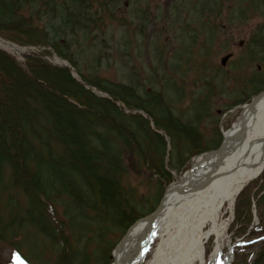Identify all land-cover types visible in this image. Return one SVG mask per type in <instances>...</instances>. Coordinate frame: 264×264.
Listing matches in <instances>:
<instances>
[{
	"label": "trees",
	"instance_id": "1",
	"mask_svg": "<svg viewBox=\"0 0 264 264\" xmlns=\"http://www.w3.org/2000/svg\"><path fill=\"white\" fill-rule=\"evenodd\" d=\"M127 4L0 0V37L39 48L23 63L0 50V244L10 245L27 264H108L119 240L114 234L121 237L155 209L173 180L170 171L220 143L218 129L209 137L201 123L216 118L211 104L223 88L222 78L200 71L202 83L178 114L175 104L185 92L167 76L178 73L172 63L159 77L150 69L156 78H140L133 66L126 81L99 73L126 59L130 48H140L146 11L137 8L125 19L120 15ZM222 6L218 0L192 6L177 27L180 42L195 44L201 31L202 42H211L217 28L212 18ZM235 13L230 10V20ZM114 22L122 28L118 37L107 30ZM248 49L260 68L241 82L239 98L264 87V29L252 34ZM52 52L108 97L97 96L68 68L43 58ZM151 120L169 137V150ZM229 232L241 237L232 264H264V168L237 194Z\"/></svg>",
	"mask_w": 264,
	"mask_h": 264
},
{
	"label": "rangeland",
	"instance_id": "2",
	"mask_svg": "<svg viewBox=\"0 0 264 264\" xmlns=\"http://www.w3.org/2000/svg\"><path fill=\"white\" fill-rule=\"evenodd\" d=\"M126 1H128V4L121 9L120 16L123 18H129L130 15L132 16L138 9L146 11L147 26L143 38L139 41L141 43L140 48H130V54L126 59H120V61L101 67L99 73L110 79H122L126 81V73L128 74L127 68L133 66L137 69L140 78H156V75L153 73L154 69L158 71L159 77L168 71L172 63L177 66L178 73L172 74V71H168L167 76L175 78L176 83L179 87L184 89L185 92L181 98L182 102L175 104V111L178 114L186 110L191 102V91L198 88L200 83H202L200 80L201 76H199L200 71L203 74L208 73L209 75L217 76V80L220 81V78L223 79V88H221V92L215 94L212 99L211 112L216 118L213 116L214 119H206L204 123H201V127L209 137H214V131H216V129H218L221 134V131L227 130L232 126L241 110V108L237 109V106L245 104L254 94L242 95V98H239L240 95L237 91L242 87L241 82L248 80L251 74L259 69L257 67L260 66L258 62L249 59L250 49H248V42L255 31L264 29V0H259L258 3L260 7L257 6L255 8L252 6L254 0H218L220 2L222 1L223 6L221 7L220 15H218L217 18H212L215 19L214 22L217 24L216 30L213 29L215 30V37H212V41L206 44L202 42L205 36L202 35V31L195 44L181 43L182 35L177 28L183 25L185 17H190L192 13L188 12H190L191 7L197 6L201 8V2L205 0ZM124 2L125 0H121V3ZM174 10L177 12L175 17L173 15ZM230 10L237 11V14H234L232 20L229 19V15H231ZM191 12H193V10ZM109 29H111L115 37H118L122 28L120 29L119 23L114 22L107 30ZM241 42L242 44L240 45ZM38 52L39 48L35 46H31L26 50V54H38ZM229 52L232 53V56L227 60L226 64L222 66L220 64V58ZM24 57L25 55L22 59H24ZM170 58H172V61H169ZM48 59H52V56H47V60ZM20 63H23V60L20 61ZM121 67L123 69L125 68L124 75L122 74ZM152 68H154L153 71H150ZM50 85H52L51 82ZM237 98L242 100L238 101L240 103L232 106ZM164 136L167 143L168 137L166 134ZM222 138L221 135L220 142ZM195 155L190 157L180 170L176 171L173 169L170 171L173 176L172 182L176 181L183 174V171L190 167L192 158ZM228 216L229 213L227 210L223 209L220 217L221 221L226 220ZM232 220L233 218L228 222L226 229L227 239H229L231 243L241 238H235L229 232ZM114 235L116 240L117 237L120 240L123 236L120 237L118 233ZM119 240L117 241L119 242ZM213 245L214 241L212 235V237L209 240L206 239L204 243L206 256L211 251ZM109 250L110 248L106 249L105 253L109 252ZM226 250L227 247L225 245L224 252H226ZM229 250H233L232 245ZM13 254L19 258L20 264H27L10 245L0 244V264H17L16 260L13 258ZM231 254L230 264L233 263L234 252L232 251ZM109 257L111 260L108 264L113 261L112 251Z\"/></svg>",
	"mask_w": 264,
	"mask_h": 264
},
{
	"label": "bare ground",
	"instance_id": "3",
	"mask_svg": "<svg viewBox=\"0 0 264 264\" xmlns=\"http://www.w3.org/2000/svg\"><path fill=\"white\" fill-rule=\"evenodd\" d=\"M0 48L18 59L26 53L1 39ZM223 145L219 151L192 158L189 171L172 182L158 218L144 219L129 230L114 254V264L228 263L226 229L235 198L264 168V93L243 105L232 126L224 130ZM223 209L229 216L221 221ZM212 235L214 245L206 256L204 243Z\"/></svg>",
	"mask_w": 264,
	"mask_h": 264
},
{
	"label": "water",
	"instance_id": "4",
	"mask_svg": "<svg viewBox=\"0 0 264 264\" xmlns=\"http://www.w3.org/2000/svg\"><path fill=\"white\" fill-rule=\"evenodd\" d=\"M1 40H3L2 38H0ZM3 41H5V40H3ZM13 45H16V44H14V43H12ZM242 44V42L240 43V45ZM16 46H18V45H16ZM18 47H20V46H18ZM21 48H25V49H27L28 47H21ZM0 49H2V48H0ZM2 50H4V49H2ZM5 51V50H4ZM7 52V51H6ZM232 56V53L230 52V53H226L225 55H223L221 58H220V63H221V65H225L226 64V62H227V60L230 58ZM52 60H49V62H51V63H53V64H59V65H62V66H65V67H67V68H70V69H72L71 68V66L68 64V62L66 61V60H62V59H60L58 56H56V55H53L52 56ZM71 74H72V76L74 77V78H76L78 81H79V78H78V76H77V74H76V72H74L73 70L71 71ZM85 87H87V88H89V89H91L96 95H98V96H101V97H108V95L106 94V93H103V92H101V91H98V90H96L94 87H91V86H89V85H86L85 83H83V82H81ZM264 93V89L261 91V92H259V93H257V94H255V95H253L251 98L252 99H257L259 96H261L262 94ZM250 98V99H251ZM243 107V105H239V106H237V109L238 108H242ZM136 112H139L140 114H142L143 116H145V113H143L142 111H140V110H136ZM151 126H152V128L154 129V124L153 123H151ZM155 130V129H154ZM156 132H158L159 134H162L163 135V133L161 132V131H157V130H155ZM221 134H222V142H221V144L219 145V147H217L216 149H215V151H219L221 148H223L224 147V131H221ZM167 142H169V138H167ZM168 148H169V146H168ZM190 169V168H189ZM189 169H187V170H185L184 172H183V174L182 175H185L188 171H189ZM215 177V175L213 176V177H211L207 182H210L213 178ZM172 184V183H171ZM171 184H169L166 188H165V190H164V193H163V195H162V197L160 198V200H159V202H158V205L156 206V208L150 213V214H148V215H146V216H144V217H142V218H140V219H138V220H136L133 224H131L129 227H128V229L126 230V232H125V234L122 236V238L120 239V241L118 242V244L115 246V248H114V250H113V252H112V256L114 257V254L116 253V251L118 250V248L124 243V241L126 240V238H127V234H128V232H129V230L134 226V225H136V224H138L139 222H142L144 219H148L150 222H154L157 218H158V216L160 215V212H161V210H162V208L164 207V204H165V199H166V194H167V191L172 187V185ZM231 260V259H230ZM115 263V261H114V259H113V261H112V263L111 264H114ZM227 264H230V261L227 263Z\"/></svg>",
	"mask_w": 264,
	"mask_h": 264
},
{
	"label": "snow or ice",
	"instance_id": "5",
	"mask_svg": "<svg viewBox=\"0 0 264 264\" xmlns=\"http://www.w3.org/2000/svg\"><path fill=\"white\" fill-rule=\"evenodd\" d=\"M13 258L16 260L17 264H20L19 258L15 254H13Z\"/></svg>",
	"mask_w": 264,
	"mask_h": 264
}]
</instances>
